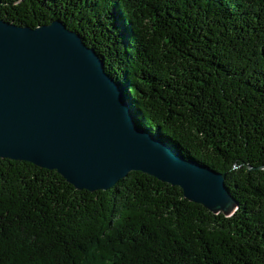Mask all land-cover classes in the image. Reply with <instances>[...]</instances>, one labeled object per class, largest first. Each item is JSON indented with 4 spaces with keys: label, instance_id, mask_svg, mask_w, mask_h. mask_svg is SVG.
<instances>
[{
    "label": "trees",
    "instance_id": "1",
    "mask_svg": "<svg viewBox=\"0 0 264 264\" xmlns=\"http://www.w3.org/2000/svg\"><path fill=\"white\" fill-rule=\"evenodd\" d=\"M0 18L79 34L138 122L237 203L212 214L141 172L79 191L0 159V264H264V0H0Z\"/></svg>",
    "mask_w": 264,
    "mask_h": 264
},
{
    "label": "water",
    "instance_id": "2",
    "mask_svg": "<svg viewBox=\"0 0 264 264\" xmlns=\"http://www.w3.org/2000/svg\"><path fill=\"white\" fill-rule=\"evenodd\" d=\"M129 99L62 21L32 28L0 18V159L55 170L87 192L141 172L231 216L237 203L225 175L161 141L138 122Z\"/></svg>",
    "mask_w": 264,
    "mask_h": 264
}]
</instances>
